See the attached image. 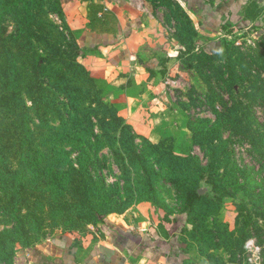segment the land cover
Here are the masks:
<instances>
[{
  "label": "rangeland",
  "instance_id": "obj_1",
  "mask_svg": "<svg viewBox=\"0 0 264 264\" xmlns=\"http://www.w3.org/2000/svg\"><path fill=\"white\" fill-rule=\"evenodd\" d=\"M19 1L23 2L21 7L5 8L0 13V39L14 31L16 19L21 15L23 33L33 42L39 56L46 57L53 52L54 44L58 47L61 43L64 49L77 45L62 17L57 16L59 7L54 0ZM139 1L145 8V45L140 59L154 57L160 64L158 86L152 92L155 94L140 99L139 103L138 96L125 95L117 81L105 77V70L99 71L103 68H96L92 61L94 55L85 48H80L75 58L80 67L74 73L54 64L48 66L46 74L49 77L43 76L42 81L45 84L53 82L50 70L57 67L58 75L64 72L68 78H77L74 86L53 91L59 99L64 100L66 91L82 97L87 92L86 86L89 94L98 95L116 110L123 111L134 131L138 154L141 152L146 163L138 161V167L124 175L113 148L103 143L95 153L94 175L103 180L105 189L102 197L91 195L90 203L83 207L78 205L82 194L75 193L72 186L62 190L51 187L53 190L43 199L38 195L39 189L34 190L36 194L25 190L14 204L0 186V204L8 201L13 211L20 210L25 215L23 221L27 227L26 230L20 226L16 228L13 218L0 209V232L6 228L10 230L0 234V264H23L22 254L26 249L56 234H69L78 243L92 244L101 236L102 219L111 214L144 227H162L174 217H182V234L191 251V264H249L251 261L264 264V206L257 207L252 195L262 188L259 179L264 173L259 172V164L250 152L253 146L264 147V35L247 29L235 31L220 40L219 53L206 54L197 45L199 37L193 20L176 0ZM9 4H13V0L6 3ZM14 43L12 38L9 44L17 53L19 49ZM178 46L183 52L174 51ZM2 50L4 47L0 44V64L12 65V60L2 59ZM19 52L22 54L14 64L20 68L23 55L29 49ZM1 68L2 65V72ZM83 72L90 81L82 80ZM121 74L126 75L127 84L134 82L135 68L130 74L124 71ZM21 89L30 106L28 95L31 93L25 83ZM0 90L1 104L10 95L3 80H0ZM119 95L123 96L122 100L124 96L131 99L124 104ZM134 99L137 104L132 103ZM17 106L16 112L20 114L21 108ZM0 110L3 111L0 117L8 116L4 111L6 105H0ZM31 116L34 122L38 121L36 115ZM51 118L54 119L49 122L57 125V115ZM92 123L100 133L97 122L92 120ZM194 130L203 134L196 135ZM215 133L220 137L210 138ZM20 140L16 135L10 142L17 148ZM74 140L77 139L57 141L65 146L85 141L84 138ZM208 140H214L229 155L228 161L216 170L219 182L216 188L208 180L212 157L199 147L200 142ZM160 141H163L162 147L156 150L148 144ZM74 152L67 161H75ZM168 153L181 158V168H172V171L166 168ZM257 174L255 183L252 176ZM201 184L209 190L199 194L201 198L184 217V190L188 187L197 191ZM243 203L257 212H251L249 217L240 214L238 208ZM107 208L112 209L106 211Z\"/></svg>",
  "mask_w": 264,
  "mask_h": 264
},
{
  "label": "trees",
  "instance_id": "obj_2",
  "mask_svg": "<svg viewBox=\"0 0 264 264\" xmlns=\"http://www.w3.org/2000/svg\"><path fill=\"white\" fill-rule=\"evenodd\" d=\"M8 2H12V0H0V13L5 8H15L23 5V2L19 0H13V4L6 5ZM54 2L59 7L57 16L61 18L63 14L61 1L54 0ZM34 3L38 4L36 1ZM37 7L39 6L37 5ZM17 14H20V12H17ZM16 21L17 25L15 24L14 31L0 39V44L4 47L1 52L2 59L13 61L12 65L9 66L0 64L2 65L0 80H3L4 88L10 93L7 99L0 104L7 106V110L4 111L8 113V116L0 117V186L2 192L5 191L10 202L14 204L15 199L25 190H30L31 194H36L34 190L39 189L38 195L43 199L51 193L53 190L51 187L62 190L72 186L75 193L82 194L83 199L78 205L83 207L90 203L91 195L102 197L105 189L103 180L94 175L95 153L97 149L102 147L103 143H108L106 145L113 148L116 157L120 160V168L124 175L129 170L137 168L138 161L143 160L142 163L145 164L146 158L141 155V152L138 154V146L135 142L132 126L125 121L116 108L107 104L100 96L89 94L88 87L85 86L84 90H87V92L82 97L66 91V97L61 100L54 94L53 91H60L74 86L77 78H68L64 72L58 75L57 67H52L50 71L53 74V82L45 84L42 81L43 76L49 77L46 74L48 66L54 64L64 66L67 71L74 73L76 68L80 67L75 60L79 54L78 45L75 44L70 46L69 49H64L61 47V43L58 44V47H55L54 44L53 52L47 54L46 57L39 56V51H36L33 42H30L27 35L23 33V17L20 15ZM34 22L39 23L37 20H34ZM12 38L15 40L14 45L20 51L29 49V52H26L25 56L23 55L22 67L20 66V68L17 63L14 64V61L21 56L22 52L21 54L19 50L17 53L13 52L9 44ZM21 47H23L22 50ZM218 48L219 45L217 48H205L203 52L217 54L219 53ZM179 51L183 52L182 49ZM82 76L84 82L90 81L86 72H83ZM66 78L67 80H65ZM23 83L26 84L27 91L31 93V96L28 95L30 106H27L24 100L22 89L20 91ZM15 91H17L16 94H14ZM17 104L21 108L20 114L16 112V109H18ZM1 112L3 111L0 110V114ZM31 115H36L38 121L34 122ZM53 115H57L59 119L57 125L49 122V119H54L51 118ZM92 120L97 122L100 133L92 127ZM194 132L198 133L196 135L199 136L203 134L195 130ZM16 135L21 138V144L17 148L10 142V139ZM219 137L218 133L210 136L214 139ZM26 138L30 140L26 142ZM70 138L77 140L84 138L85 141L69 146L62 145L57 141L59 139L70 140ZM148 144L156 150L162 147L163 141L157 144ZM199 147L206 149L212 157V168L209 171L208 180L216 188L219 186V182L216 180V170L220 167V164L228 161L229 155L214 140L200 142ZM74 149L77 151L74 152ZM72 152L75 153V161H67V157ZM250 152L254 161L259 164V172L264 173V147L253 146ZM166 156H169V160L164 163L166 168L171 171L172 168H181L180 157L174 153H168ZM255 177H258V174L252 176V181L257 183ZM259 180V185L262 188L257 190L256 193L252 192V195L255 196L257 207H263L264 174ZM127 181H129V178H127ZM90 192L92 193L88 194ZM184 198L186 202L182 215L186 217L193 203L201 196L195 189L187 187L184 190ZM0 209H3L6 214L13 218V221L16 222V228L20 226L23 230H26L27 227L24 226L25 221H23L25 215L20 210L13 211L8 201L0 204ZM111 209L107 208L106 211ZM238 209L240 214L248 217L251 212L253 214L257 212L255 208L249 210L244 203ZM262 218L264 220V213ZM171 220L173 223L179 222V229L182 231V217L181 219L174 217ZM247 223L249 221L245 224ZM9 231L6 228L0 234Z\"/></svg>",
  "mask_w": 264,
  "mask_h": 264
},
{
  "label": "crops",
  "instance_id": "obj_3",
  "mask_svg": "<svg viewBox=\"0 0 264 264\" xmlns=\"http://www.w3.org/2000/svg\"><path fill=\"white\" fill-rule=\"evenodd\" d=\"M60 1L62 22L76 38L79 49L91 51L92 61L97 69L103 68L99 71L105 70V77L117 81L125 95L138 96V103L155 94L152 92L158 86L160 64L158 58L140 59L145 45V8L139 0ZM176 1L193 20L199 37L197 45L202 51L217 48L222 38L235 31L247 29L264 35V9L254 11L250 0ZM180 49L178 46L174 51L178 53ZM134 68V82L127 84L121 71L130 74ZM122 97L119 95L124 104L131 99L124 96L122 100ZM136 102L134 99L132 103ZM118 113L125 119L123 111ZM179 227L180 223L172 220L162 227L133 225L111 214L102 220L101 236L92 244L78 243L69 234H56L26 249L22 263L191 264V251Z\"/></svg>",
  "mask_w": 264,
  "mask_h": 264
},
{
  "label": "water",
  "instance_id": "obj_4",
  "mask_svg": "<svg viewBox=\"0 0 264 264\" xmlns=\"http://www.w3.org/2000/svg\"><path fill=\"white\" fill-rule=\"evenodd\" d=\"M250 2L252 3V9L254 11L258 12L264 9V0H250ZM208 190L209 188L206 185L201 184L200 187L197 189V193L204 194Z\"/></svg>",
  "mask_w": 264,
  "mask_h": 264
},
{
  "label": "built area",
  "instance_id": "obj_5",
  "mask_svg": "<svg viewBox=\"0 0 264 264\" xmlns=\"http://www.w3.org/2000/svg\"><path fill=\"white\" fill-rule=\"evenodd\" d=\"M249 264H257V263H254L253 261H251Z\"/></svg>",
  "mask_w": 264,
  "mask_h": 264
}]
</instances>
